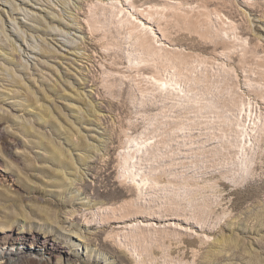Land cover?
<instances>
[{
    "label": "rangeland",
    "instance_id": "obj_1",
    "mask_svg": "<svg viewBox=\"0 0 264 264\" xmlns=\"http://www.w3.org/2000/svg\"><path fill=\"white\" fill-rule=\"evenodd\" d=\"M5 1L0 0L4 11L0 17L8 38L22 51L15 52L0 34V64L13 68L3 75L9 80L15 76L20 87L14 88L27 92L32 105L25 103L21 110H14L0 100L4 107L0 111V245L17 242L21 253L28 243L23 235L33 233L41 241L50 235L53 246H64L68 260L46 259L45 264H131L133 260L136 264H264V142L250 174L241 182L233 181L221 167L196 174L193 212L160 210L155 202L133 197L131 186L118 177L121 142L140 131L157 110L153 102L140 100L136 89L142 76L133 72L127 58L134 44L113 16L117 6L135 13L153 32L154 45L171 56L223 63L236 92L258 100L253 102L264 113V90L259 94L248 85L257 86L250 79L259 77L258 86L264 89V0H25L29 5L22 0H9L14 5ZM15 4L23 11L12 13ZM164 4L168 14L163 19L145 14L144 8ZM218 13L236 27L244 50L240 46L224 50L216 43L222 41L216 35ZM173 14L200 21L201 31L212 25L210 37L183 30V24L173 28ZM10 16L19 24L12 26ZM18 27L27 33L24 40ZM40 44L47 49L45 56L22 55L29 45ZM74 50L76 55L71 54ZM42 58L41 67L36 59ZM25 63L29 68L37 64V69H27ZM79 90L86 93L85 100L77 95ZM3 96L0 92V99ZM83 106L87 108L77 110ZM80 152L89 157L88 169L82 165L86 161L76 157ZM76 168L85 174L77 176L70 188L62 177L76 178L69 174ZM72 231L81 232L89 244L70 237ZM129 233L148 237L146 252L139 251L143 238L134 241ZM21 255L2 261L41 264Z\"/></svg>",
    "mask_w": 264,
    "mask_h": 264
},
{
    "label": "bare ground",
    "instance_id": "obj_2",
    "mask_svg": "<svg viewBox=\"0 0 264 264\" xmlns=\"http://www.w3.org/2000/svg\"><path fill=\"white\" fill-rule=\"evenodd\" d=\"M5 2L13 4L12 1L9 0ZM46 2H48V0ZM22 4L29 5L25 0H22ZM164 6H166V4L158 8L150 6L144 8V11L147 17H154L160 20L168 14ZM131 8L135 9L136 7L132 6ZM20 10L23 11V8L15 4L14 9L12 8V13L20 12ZM0 12L4 11L0 9ZM134 14L117 6L113 16L115 22L118 23V27L126 31L124 34H127L130 41L134 44L131 50L132 53H130L127 58L128 64L133 72L142 76L139 80L140 86L136 89L141 93L140 100L143 104L149 101L153 102V104L156 105L157 113H154L147 119V123L140 131L134 135L128 136L121 142L122 150L118 153L117 157V175L122 182L128 183V185L131 186V191L134 193V195H132L133 197H141L143 200L145 199L148 202L151 201L152 204L155 202L157 203V208L160 210L169 212H193V209L196 208V199L193 198L194 195L192 194V186L195 184L192 179L196 174H202L209 167H221L225 168V173L228 177L236 182H241L250 174L255 156L257 152H259L261 144L264 142V113L261 111V107L259 108L257 104L253 102L255 100L251 101L250 99H245V96H242L243 94L240 95L236 92L237 90H235V84L231 74L223 63H210L205 59H198L196 57L189 60L180 56H171L167 52L161 51L154 45L156 39L152 36L153 32H151L148 27H145L142 21L134 17ZM171 16L175 17L174 24L172 25L173 28L177 27V24H183V30L185 29L190 33H196L199 37H210L212 32L210 26L212 25L209 24L205 28L203 27L204 29L201 31L198 29L200 21H193L190 18L186 19L180 15L173 14ZM217 17L219 21H216H218L220 28L217 29L216 35L221 37L222 41L216 43L221 44L224 50L237 46H240L244 50L243 42L239 43L240 39L235 31L236 27L224 20L220 15ZM196 18L198 19V16H196ZM16 19L17 18L10 16L9 23H11L12 26L19 24ZM3 23L0 17V34L2 39L12 43L13 50L20 55L22 51L21 48H17L13 40L10 39L11 37L8 38L6 34L8 31H6V27ZM110 23L112 24V21ZM163 25L164 29H166V22ZM18 30L21 32V37H23L24 40V36L27 33L19 27ZM10 31L12 30L10 29ZM115 32L117 33V31ZM122 32L120 34H122ZM30 36L33 38L35 35ZM45 39L46 38H43L44 41ZM47 48L50 51H54L51 46ZM27 50L28 51L24 50L22 53V55H26L27 58L30 53L40 56H45V53H47V49H44L41 44L40 46L29 45ZM71 54H75V50L71 52ZM242 55L240 56L242 57ZM36 60L38 61L36 63L40 66L45 64L44 59L43 61ZM207 64L210 66H207ZM24 66L27 67V69H37V64H34V66L32 65L30 68L27 63H25ZM8 69L13 70V68ZM9 70H7V67L3 66V64H0V92L4 95L0 100H3L6 105L8 104V107L14 110H21L20 108L25 105V103L30 107L32 103L29 102L28 97L25 95L27 92L20 91L19 88H14L20 87L19 84L17 86L15 85V76L13 75L11 78L12 80H9L3 75L5 71ZM31 75L35 74L31 73ZM39 77H41V75H39ZM42 79L44 80V78ZM252 80L257 82V86L250 82L248 83L249 87L252 86V90H256L260 94L261 91L264 90L258 86L260 78L258 77L256 79L253 77L250 81ZM79 83L80 85L85 84L84 82ZM20 93L24 95L20 96ZM29 93L27 95H29ZM85 94L86 93L83 91H80L77 95L85 100L87 98ZM90 103L92 104V102ZM36 107L39 106L37 105ZM3 108L0 106V111H3ZM43 108L45 107L42 106V109ZM85 108L87 107H78L77 110L80 111ZM88 130L93 131L96 129L89 128L87 131ZM95 132H97L98 135H103L102 132L97 130ZM90 136L97 140L96 137ZM211 144H213V146ZM208 145H211V147ZM207 146L209 148H207ZM65 151L69 154V149ZM76 157L78 160L86 161L82 163V165H86L88 169L87 162H89V157L84 152L76 153ZM180 159L183 161L176 162ZM81 170L80 168H76L74 173H69L70 175H74V177L76 176V178L68 179L65 178V176L62 177L68 180L67 183L70 188L77 180V176L81 177L82 174H85L81 172ZM191 173L192 175L188 176V174ZM130 186L128 187L130 188ZM81 203L84 202L81 201ZM142 206H144V204ZM146 208L149 210V204ZM198 210L197 212H200ZM28 234V236H22L24 241H28L25 247L26 251L24 252L20 253L19 248H17V242L14 241H7L0 245V264H4V261H2L3 259L5 260L10 257L17 258L21 254L24 256L23 258L32 257L38 259L41 264H45L46 259L48 262L53 258L59 262L62 260V257L68 260V257H65V251L63 250L64 246H57V244L53 246L49 238L50 235H48V237L44 235L41 241L38 239L39 237L35 236L33 233ZM70 237L74 239L77 238L78 242H82L85 245L89 244L86 242V239L83 241L84 239L82 238L85 237L81 232L72 231ZM131 237L134 241H138L136 238H143L139 241L141 248L139 251L146 252L149 248L146 243V238L148 239V237L146 235H141V233L131 234ZM87 249L88 246H85V250ZM31 253H34L35 256H31ZM17 259H20V257ZM131 264H136V262L133 260Z\"/></svg>",
    "mask_w": 264,
    "mask_h": 264
}]
</instances>
